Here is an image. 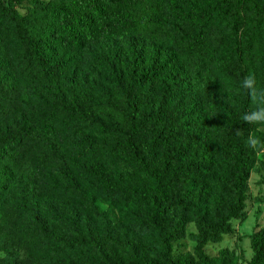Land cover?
<instances>
[{"label":"trees","instance_id":"trees-1","mask_svg":"<svg viewBox=\"0 0 264 264\" xmlns=\"http://www.w3.org/2000/svg\"><path fill=\"white\" fill-rule=\"evenodd\" d=\"M21 1L0 0V264H230L202 248L264 140L240 87L264 88V0ZM249 247L264 264V227Z\"/></svg>","mask_w":264,"mask_h":264},{"label":"rangeland","instance_id":"rangeland-1","mask_svg":"<svg viewBox=\"0 0 264 264\" xmlns=\"http://www.w3.org/2000/svg\"><path fill=\"white\" fill-rule=\"evenodd\" d=\"M31 0H22L15 8L20 14H24ZM46 1V0H43ZM114 41L96 45L87 51V57L106 59ZM257 161L249 172L246 180L245 208L241 219L230 223V231L223 234L218 242H207L202 250L210 258H216L220 252H226L231 256L230 264H247L251 256L249 237L260 227H264V170L260 163L264 161V152H258ZM100 209H106L112 218L114 213L100 205ZM195 233L192 223L185 227V237L174 242L173 252H192L195 246L191 234ZM2 254L0 253V257Z\"/></svg>","mask_w":264,"mask_h":264},{"label":"clouds","instance_id":"clouds-1","mask_svg":"<svg viewBox=\"0 0 264 264\" xmlns=\"http://www.w3.org/2000/svg\"><path fill=\"white\" fill-rule=\"evenodd\" d=\"M240 87L247 91L252 103L256 107L242 115V120L247 124L264 125V88L257 86L254 74L244 77ZM247 145L254 152H264V140H261L255 134H249Z\"/></svg>","mask_w":264,"mask_h":264}]
</instances>
